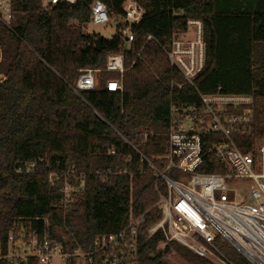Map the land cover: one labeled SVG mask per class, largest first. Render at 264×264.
I'll return each instance as SVG.
<instances>
[{
	"label": "trees",
	"instance_id": "1",
	"mask_svg": "<svg viewBox=\"0 0 264 264\" xmlns=\"http://www.w3.org/2000/svg\"><path fill=\"white\" fill-rule=\"evenodd\" d=\"M93 1L10 0L12 18L7 25L0 22L1 254L9 251L15 223L36 229L40 238L46 233L71 242L66 225L75 244L90 250L97 236L127 225L132 207L134 216H146L138 241L141 264H170L164 256L172 251L186 264H215L178 242L163 245L161 232L147 237V228L162 216L156 186H166L141 154L161 166L170 100L194 96L190 87L172 91L179 74L165 51L174 35L188 30L190 19L202 21L206 41L196 87L252 95L256 129L247 139L264 135V0H136L145 13L132 27L135 39L127 49L119 31L126 28L119 24L125 0H100L118 23L101 52L95 49L98 35L85 31ZM120 50L123 91H108L107 81L121 76L104 70L107 55ZM86 69L102 70L101 89L77 94L71 85ZM73 170L86 175L85 188L64 214L53 204L61 197L63 172ZM198 170L217 171L207 165ZM52 172L61 174L53 185ZM220 246L244 263L230 244ZM0 264L38 263L3 257Z\"/></svg>",
	"mask_w": 264,
	"mask_h": 264
},
{
	"label": "built area",
	"instance_id": "2",
	"mask_svg": "<svg viewBox=\"0 0 264 264\" xmlns=\"http://www.w3.org/2000/svg\"><path fill=\"white\" fill-rule=\"evenodd\" d=\"M76 2L44 0L45 5ZM122 8L119 24L126 28L120 29V34L127 49L135 39L132 27L141 22L145 9L136 0H125ZM90 14L94 24L110 21L109 8L100 0L92 2ZM11 18L10 0H0V22L7 25ZM187 25L188 30L174 35L165 51L179 74V79L171 83L172 91L190 87L194 96L185 93L183 99L170 100L167 142L158 157L161 166L141 154L156 179L166 186L165 191L156 186L159 200L155 206L161 209L162 216L147 228V237L161 232L163 245L178 242L215 264H264V135L247 139L256 129L254 98L226 93L221 87L212 93H203L196 87L195 79L206 60L204 27L199 19H190ZM104 70L121 76L107 81L106 89L123 91L125 51L109 53ZM101 71H81L71 88L77 94L101 89ZM147 137L143 134L142 139ZM204 165L217 171L198 170ZM60 175L50 173V183L55 184ZM62 175L65 183L53 207L66 214L84 190L86 175L74 170ZM145 223V214L134 216L131 207L127 225L118 232L97 236L90 250L75 244L66 225L63 229L71 242L51 239L46 233L40 238L36 229L15 223L8 235L7 254H1L0 245V259L27 262L34 258L38 264H141L138 241ZM225 243L239 252L244 263L223 252L220 244Z\"/></svg>",
	"mask_w": 264,
	"mask_h": 264
},
{
	"label": "rangeland",
	"instance_id": "3",
	"mask_svg": "<svg viewBox=\"0 0 264 264\" xmlns=\"http://www.w3.org/2000/svg\"><path fill=\"white\" fill-rule=\"evenodd\" d=\"M117 21L110 20L106 24H94L90 22L86 28L85 31L90 34H96L103 36L105 39H109L112 36H114L117 31ZM120 31V29H119ZM192 34V29L190 30V33L188 36H191ZM164 259L168 261L170 264H186L185 260L175 251H172L164 256Z\"/></svg>",
	"mask_w": 264,
	"mask_h": 264
},
{
	"label": "water",
	"instance_id": "4",
	"mask_svg": "<svg viewBox=\"0 0 264 264\" xmlns=\"http://www.w3.org/2000/svg\"><path fill=\"white\" fill-rule=\"evenodd\" d=\"M103 39L104 37L99 35L95 40V49L99 52L103 50Z\"/></svg>",
	"mask_w": 264,
	"mask_h": 264
}]
</instances>
